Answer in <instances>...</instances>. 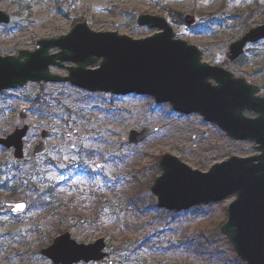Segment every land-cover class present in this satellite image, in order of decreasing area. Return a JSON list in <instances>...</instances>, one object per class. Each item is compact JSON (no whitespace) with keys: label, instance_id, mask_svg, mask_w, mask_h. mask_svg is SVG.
Instances as JSON below:
<instances>
[{"label":"rangeland","instance_id":"1","mask_svg":"<svg viewBox=\"0 0 264 264\" xmlns=\"http://www.w3.org/2000/svg\"><path fill=\"white\" fill-rule=\"evenodd\" d=\"M30 1V18L18 14L11 0L0 3V10L12 16L10 24H0L4 56L35 50L38 40L67 34L83 21L95 31L145 38L159 28L138 25V16L159 15L168 20L176 38L203 52V61L244 77L264 96V39L247 46L243 66L228 56L230 44L250 28L247 24L264 23V0H69V10L61 8L60 0ZM169 9L184 19L194 15L196 21L176 24ZM252 14H256L253 20ZM72 65L65 62L62 67L51 66L50 71L65 76ZM39 98L47 104L41 105ZM23 107H28L26 119L19 116ZM24 124L30 129L23 160L14 157L13 149L0 145V264H54L40 251L61 232L55 230L48 208L31 207L36 195L26 189L29 180L60 183L70 196L81 195L83 209L73 215L71 236L80 243L104 238L108 257L78 264H246L221 232L235 194L171 211L158 206L150 188L161 174L163 154L207 172L233 155L257 154L255 143L232 139L200 113H179L151 96L90 92L70 82L30 81L0 92V136ZM143 127L157 131L141 143H130V131ZM43 130L51 132L49 151L34 157L33 148ZM5 186L22 187L19 199L28 201L27 211L13 214L5 208V201L15 200L6 197ZM139 195L142 200L136 205L133 199Z\"/></svg>","mask_w":264,"mask_h":264},{"label":"water","instance_id":"2","mask_svg":"<svg viewBox=\"0 0 264 264\" xmlns=\"http://www.w3.org/2000/svg\"><path fill=\"white\" fill-rule=\"evenodd\" d=\"M185 21L192 25L196 17L188 14ZM10 22L11 15L0 10V24ZM137 23L159 31L135 39L115 31H95L83 21L76 23L67 34L38 40L35 50L22 49L16 56L0 53V92L30 81H69L92 92L151 95L158 103H170L179 113H200L232 139L255 143L257 154L233 155L213 164L207 172L193 169L174 155L163 154L159 161L162 172L151 191L159 207L174 211L219 202L235 194L221 232L246 264H264V96L259 94L260 88L219 65L202 61V51L176 38L166 18L141 14ZM263 39L264 23L253 26L230 44L229 59L237 60L248 44ZM54 48L59 50L52 53ZM65 62L74 63L68 67V75L50 71L51 66L62 67ZM246 111L254 116L247 115ZM19 115L26 119L28 107L22 108ZM29 128L25 124L0 137L1 145L14 149L16 159L25 157L24 139ZM156 131L157 128L150 127L131 130L129 141L140 143ZM50 135L49 130L42 131L34 156L47 153ZM5 205L12 212L20 213L26 211L28 202ZM106 246L104 238L80 243L67 231L41 253L54 264L88 263L106 258Z\"/></svg>","mask_w":264,"mask_h":264},{"label":"trees","instance_id":"3","mask_svg":"<svg viewBox=\"0 0 264 264\" xmlns=\"http://www.w3.org/2000/svg\"><path fill=\"white\" fill-rule=\"evenodd\" d=\"M5 0H0V3ZM18 7V14L23 17L30 18L33 15V6L30 0H11ZM62 2L61 8L69 10L72 6V3L69 0H60ZM262 7V5H261ZM171 21L176 24H183L184 17L183 14L177 12L173 9H169ZM256 14H252L251 19L255 18ZM249 27H252V24H247ZM251 25V26H250ZM247 62L246 57L243 55L240 59L236 60L234 63L239 66H243ZM39 103L41 105H46V99L39 98ZM44 185V182L40 180L32 181L29 180L26 189L32 190L36 196L32 199L31 207L37 208H48V216L52 218L54 228L58 232H64L69 230L72 227V218L73 215H76L82 210L79 205L82 202L79 200L80 196H70L66 186L62 187V184L51 182ZM6 191L8 192L6 197L10 199H19L22 198L21 186H5ZM66 189V190H65ZM140 195L136 196L133 199V203L136 204L138 201L141 202ZM131 201V200H129ZM102 202V201H101ZM106 202V201H105ZM105 202H102L103 204ZM35 205H34V204ZM137 205V204H136Z\"/></svg>","mask_w":264,"mask_h":264}]
</instances>
